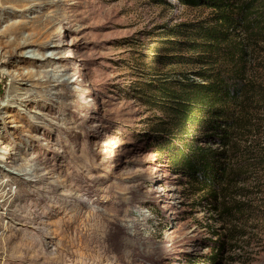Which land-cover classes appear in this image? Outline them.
I'll use <instances>...</instances> for the list:
<instances>
[{"label":"rangeland","instance_id":"374dc122","mask_svg":"<svg viewBox=\"0 0 264 264\" xmlns=\"http://www.w3.org/2000/svg\"><path fill=\"white\" fill-rule=\"evenodd\" d=\"M38 1L52 6L12 18L0 7V34L18 29L33 44L0 49V264H264V99L239 117L233 153L216 158L220 197L183 166L188 147L225 152L208 118L173 112L206 69L192 60L204 51L179 42L201 48L193 28L212 10ZM46 55L56 59L44 70ZM250 59L264 80V47ZM27 237L46 246L38 258L21 248Z\"/></svg>","mask_w":264,"mask_h":264},{"label":"trees","instance_id":"16d2710c","mask_svg":"<svg viewBox=\"0 0 264 264\" xmlns=\"http://www.w3.org/2000/svg\"><path fill=\"white\" fill-rule=\"evenodd\" d=\"M187 2L192 6L197 3L206 6L212 10L213 18L198 29L193 28V36L204 42L201 48L195 47L194 42H179L181 46L190 47L192 52L203 50L204 53L192 60L206 69L198 74L202 84L183 85L181 90L193 95L185 97L186 101L179 103L173 112L191 124L197 123L202 116L208 118L204 126L214 133L225 149L223 153L211 151L207 154L188 147L182 153L187 177L208 189L209 196L216 200L222 195L213 186L220 179L218 167L221 165L216 158L227 157V152L233 153L231 134L239 124V117L257 109L255 106H260V100L264 99V87L261 89L264 80L258 73L260 65L250 59L253 48L264 47V0ZM180 36L185 37L181 33ZM160 92L169 96L167 92ZM170 162L178 163L173 158Z\"/></svg>","mask_w":264,"mask_h":264},{"label":"bare ground","instance_id":"6f19581e","mask_svg":"<svg viewBox=\"0 0 264 264\" xmlns=\"http://www.w3.org/2000/svg\"><path fill=\"white\" fill-rule=\"evenodd\" d=\"M5 5H7V6H5ZM46 6H52V2L48 1L46 3H41L38 0H26V1H24V0H0V7H4L3 10L5 12H9V17H11V18L15 16L14 13H21V15H23V13L28 12L34 8H44ZM9 10H11L12 12ZM4 22H5V20L0 21V24H2ZM31 36H32V34L24 36V31H19L18 29H13V28L7 29V30H5L4 33L0 34V49L1 50L8 49L7 51H12V50H19L22 48H27V47L33 46L32 41H31L32 40ZM54 38L56 39V34L53 36L52 39H54ZM3 39H8V40L3 42ZM4 53H6V52H4ZM21 56H23L25 59L27 58L30 60H36V59L38 60V59H40V57H42V53H39V52L32 53L31 51H28V52L26 51V53H22ZM51 59L55 60L56 57L46 55L43 59H41V61L43 62V69L44 70H46V68L50 67V65H51L50 60ZM57 59H59V58H57ZM44 70L41 71V78H43L46 81V83H49L52 79L57 78V74H55L54 71H51L50 69L47 71H44ZM10 82L12 84H14V83H18V80H16V77H12ZM11 101H16V99H12ZM17 101H21V99H19ZM8 117H9L8 115L4 116V118H8ZM36 175H37V173H36ZM31 176H33V174ZM9 238L10 237L5 238V241ZM32 238L33 237H27V240L23 241L21 248L24 247V249H26V251L27 250L33 251L34 249L37 250V252L35 254V258H38L40 256V252L42 250H44V248L46 246H44L43 243H41V241H38V240L36 241L35 239L32 240Z\"/></svg>","mask_w":264,"mask_h":264}]
</instances>
